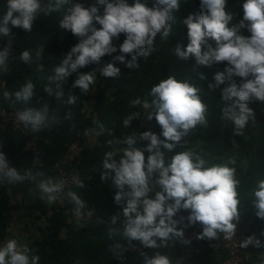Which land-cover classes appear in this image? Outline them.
Returning a JSON list of instances; mask_svg holds the SVG:
<instances>
[{
    "label": "clouds",
    "instance_id": "9594fccd",
    "mask_svg": "<svg viewBox=\"0 0 264 264\" xmlns=\"http://www.w3.org/2000/svg\"><path fill=\"white\" fill-rule=\"evenodd\" d=\"M227 2L200 0L199 16L189 14L182 21L188 29L189 43L185 49L178 44L174 51L181 59L194 56L197 64L206 67L226 62L224 71L214 74V83L208 86L212 90L232 77L241 78L239 85L229 83L222 89L221 99L225 106L221 109V118L234 124L235 135H242L249 119H255L248 102L264 103V0H244L241 6L243 16L238 23H233L234 14L226 10ZM65 6L68 7L59 27L77 37L78 43L54 68V74L47 77L44 92L55 96L58 101H62L65 95L62 89L65 80L86 66L100 65L98 71L101 76L116 78L120 69L115 66V61L125 63L127 55L131 60L125 66L130 69L139 67L137 57H147L155 51L153 45L157 35L162 39L170 35L173 11H179L180 0H153L151 7L147 0H133L132 4L128 0H97L87 6L72 0H48L43 6L40 0H7L6 11L0 17V35L7 37L11 34L9 23L31 32L40 14L50 15ZM242 29L250 35H243ZM120 34H124L125 39L117 48L113 40H118ZM202 45L206 46V51H202ZM117 51L119 55L113 62L102 63V57ZM42 52L43 48L36 50V60L41 59ZM9 56V47L0 50V69H6ZM19 59L30 64L33 55L25 50ZM96 72L78 74L72 88L89 94L90 86L97 80ZM204 78L201 75V79ZM34 88L33 82L28 81L15 92L4 90L3 97L13 105H25L15 113L16 121L32 132H40L60 121L50 114L47 104L39 108L28 106L34 96ZM200 92L201 88L196 85L169 76L151 87L150 99L131 101L132 106L140 105L148 110V120L155 118L164 139L151 131H144L139 136L126 135L117 141L126 147L104 154L101 179L112 180L117 189L114 201L121 206L124 218L121 229L109 227L110 237L119 232L129 244L139 241L143 248L152 249L166 246L168 241L184 236L183 230L177 228L184 217L180 221L174 219L181 210H190L186 218L189 224L199 222L202 226L198 239H216L218 232L224 233L226 239L236 234L241 217L237 191L240 181L236 178L235 167H229V164H235V160L207 166L208 162L192 150L178 152L167 161L161 151V146L172 151L197 125H207V105ZM77 100V96L69 95L65 103L72 105ZM71 116L72 113L68 112L63 118L68 120ZM138 116V113H133L124 119L125 128ZM97 127L99 131L85 129L84 135L100 136L105 128L101 123ZM140 140L149 141L144 149L136 147ZM108 143L111 145L113 142ZM118 151H122V155L117 160ZM145 152L149 153L147 159ZM25 181L35 183L40 198L49 204L64 199V180H54L30 169L21 174L10 166L6 155L0 151V182L17 184ZM72 183L77 188L85 186L75 176ZM157 188L160 190L155 191ZM66 196L73 205L74 216L82 219L87 208L85 201L76 191H68ZM251 196L254 214L264 219V179L257 181ZM86 214L91 216V210ZM119 219V215L112 216L110 224L116 225ZM182 242L189 243L183 239ZM249 245L264 247L254 235L240 243L241 248ZM115 247L122 248L120 244ZM30 253L27 245L8 239L0 245V264H39V257ZM141 255L143 264H171L166 255ZM261 257L260 264H264V254Z\"/></svg>",
    "mask_w": 264,
    "mask_h": 264
},
{
    "label": "trees",
    "instance_id": "16d2710c",
    "mask_svg": "<svg viewBox=\"0 0 264 264\" xmlns=\"http://www.w3.org/2000/svg\"><path fill=\"white\" fill-rule=\"evenodd\" d=\"M40 2L43 6L48 0H40ZM72 2L83 3L87 6L96 3L97 0H72ZM243 2L244 0H228L227 2L226 10L234 14L233 23H238L243 16L241 7ZM128 3L132 4L133 0H128ZM152 3L153 0H147L149 7ZM199 5L200 0H180L179 11H173L174 20L170 35L163 39L159 34L157 35L153 45L155 51L147 57H137L139 67L133 69L126 67L127 61L131 60V56L126 55L125 63L115 61V66L120 69V75L116 78L101 76L98 71L100 65H89L72 73L62 84L65 93L62 101H58L55 96H49L44 92V87L48 83L47 77L54 74V68L60 64L71 47L78 43L77 37L59 27V21L63 18L68 6L50 15L40 14L31 32H25L9 23L11 34L7 37L0 35V50L9 47L10 52L6 69H0V107L10 111L16 108L22 110L25 105H13L6 101L3 91L15 92L24 83L31 81L35 88L34 96L28 106L39 108L47 104L50 114L57 116L60 122L40 132H34L37 136L36 142L39 150V160L34 164L33 150H25L30 136L22 130L15 129L10 123L3 121L0 116V151L6 155L11 166L17 168L21 174L26 169H30L33 172L40 171L44 176L54 179V163L63 158L70 144L75 140L85 144L77 158L72 161V165L77 166L80 180L85 186L84 188L75 187L71 191H76L84 201L88 202L92 214L87 221L75 223L72 213L73 205L69 198L62 205L55 202L49 206L40 198L27 204L14 203V197L25 193L34 187L35 183L30 181L17 184L2 182L0 188V245L6 239L7 224L12 212L24 208L29 214L37 212L46 216L50 213L46 226L41 230V239L35 243L37 250L33 255H37L42 260L40 264H55V262L101 264L105 261L108 249L113 244V238L109 237L108 229L110 226L116 228L124 218L121 206L114 201L117 189L113 186L112 180L110 178L101 179L103 156L108 151L122 150L126 147L117 142L123 140L126 135L139 136L140 133L148 131L146 126H142L143 124L152 125V130L149 131L157 134L161 140L164 139L161 135L162 129L155 118L148 120V110L140 105L132 106L131 101L137 98L150 99L148 93L151 87L169 76H174L180 81L186 80L201 88L199 94L207 105V125H197L172 151L161 146L166 161L178 152L186 150L199 154L208 162L207 166L227 163L234 159L235 164H229V167H235L236 178L240 181L237 188L240 215L246 218L249 228H264V219L254 214L255 209L251 203L253 199L251 193L257 181L264 179V103L248 102V107L253 110L255 119H249L242 135H235L234 124L221 118V109L225 106V102L221 99V91L229 83L239 85L241 78L232 77L230 81L212 90L208 86L214 83L215 73L224 71L226 62L206 67L197 64L194 56L185 60L177 56L174 51L178 44L185 49L189 43L188 29L182 21L189 14L199 16ZM6 8L7 0H0V17L5 13ZM241 31L245 36L250 35L246 29ZM124 39L125 35L120 34L118 40H113V44L119 48ZM40 48H43L41 59L36 60L35 52ZM25 50L33 55V62L30 64L19 59L20 54ZM202 51H206V46L202 45ZM116 55H119L118 51L111 56L105 55L102 57V63L113 62ZM93 70H97V80L90 86L89 94L85 95L78 88H72L78 74ZM201 75L205 78L201 79ZM52 86L55 87V85ZM69 95L78 97L75 104L65 103ZM68 112L72 113L71 119L65 120L63 117ZM133 113H138L139 116L125 128L124 119ZM98 123L103 124L105 128L100 136L84 135L85 129L95 128L99 131ZM108 141L113 143L109 145ZM148 143L149 141L140 140L136 147L144 149ZM144 154L147 159L149 153ZM120 155L122 151H118L115 159L118 160ZM182 211L186 210L178 213ZM114 215H119L120 219L116 225H111V217ZM63 231L65 232L64 240L60 239ZM219 235L220 232H218ZM174 240L167 243L173 250H176L171 264L176 259L180 238ZM124 246L118 258L120 264L134 261L138 264L144 260L141 253L132 255L125 252ZM159 248L142 253L152 256L154 255L153 250L159 251ZM212 252L216 251L208 250L203 254ZM219 253L223 255L225 261L226 252ZM116 260H113V263Z\"/></svg>",
    "mask_w": 264,
    "mask_h": 264
},
{
    "label": "built area",
    "instance_id": "2783aa9c",
    "mask_svg": "<svg viewBox=\"0 0 264 264\" xmlns=\"http://www.w3.org/2000/svg\"><path fill=\"white\" fill-rule=\"evenodd\" d=\"M18 110L20 109L16 108L10 111L4 107H0V116L2 117L3 121L10 123L11 126L15 129L22 130L23 132H25V134L30 136L25 150H33V160L34 164H36L39 160V150L36 142L37 136L30 129L24 128L21 123L16 121L15 113ZM84 147L85 144H81L77 140L73 141L63 158L54 163V180L65 181L64 193H66L67 191H71L76 187V185L72 183V177L75 176L80 180L79 170L77 169V166L72 165V161L77 158L79 152ZM9 163L11 166L10 161ZM1 183L2 182H0V188ZM189 211H182L174 217V219L177 221H180L181 217H184L183 221L177 224L178 230L182 229L184 232V236L183 238H180L177 247L178 253L173 264H186L208 250H214L216 252H226L227 258L225 259L224 264H245V252L252 245H249L247 248H241L240 243L251 235H254L260 241L264 242V236L261 235V233H264V228H249L246 224L247 220L245 217H240V222L237 225L236 234L231 239H226L225 234L222 232H220V235L213 240H208L207 238L198 239L197 236L202 232V226L199 222L194 225L188 223L186 218L189 215ZM182 239L189 241V243H183ZM124 250L129 254L136 255L148 250H152V248H143L139 241H132L131 244H129L128 242L125 244Z\"/></svg>",
    "mask_w": 264,
    "mask_h": 264
},
{
    "label": "crops",
    "instance_id": "0c3cea01",
    "mask_svg": "<svg viewBox=\"0 0 264 264\" xmlns=\"http://www.w3.org/2000/svg\"><path fill=\"white\" fill-rule=\"evenodd\" d=\"M159 190L160 189L157 188L155 191H159ZM155 191L151 194L152 198H154L155 196ZM66 193L64 199L58 201L57 203L61 205L64 204L65 200L68 199ZM36 198H40V193L37 191L35 185L34 187L27 190L25 193L23 194L20 193L18 196L14 197L13 202L27 204L34 202ZM41 200L48 203L46 199H41ZM85 203L87 205V208L85 209V216L82 219L73 216L75 223L85 222L88 220L89 216L86 213L88 210L92 211V209L90 208L87 201H85ZM48 205L49 206L53 205V203L52 204L48 203ZM49 215L50 213H48L46 216H42L37 212L29 214L28 211L24 208H19L18 210L13 211L11 214L10 221L7 224V236L3 243H5L8 239H16L19 243L25 244L30 248L31 250L30 254H34V252L37 250L35 243L41 239V230L46 226ZM122 227H123V220L116 228L121 229ZM64 238H65V232L63 231V233H61L60 235V239L64 240ZM110 238H113V244L108 249L107 259L103 261L101 264H120L118 258L119 255H121L120 252L123 250V246L127 243V241L119 232H117V234L111 236ZM176 239L179 240V238ZM3 243L1 245H3ZM117 244H120L122 248L120 249L116 248L115 246ZM262 244H264V242H262ZM153 252L154 254L159 253L161 255H166L169 257L171 261L174 257V254L176 253V250H173V248L170 247L169 244H167L166 246H161L159 248V251L153 250ZM261 254H264V247L257 248L254 246H250L245 252V256H246L245 264H260V260L262 258ZM115 259L117 260L115 263H113V260ZM41 261L42 260H40L39 258V264L41 263ZM55 264H60V263L55 262ZM128 264H137V263L134 261ZM138 264H143V261L139 262ZM186 264H224V258L221 253L212 252L211 254H203Z\"/></svg>",
    "mask_w": 264,
    "mask_h": 264
},
{
    "label": "rangeland",
    "instance_id": "374dc122",
    "mask_svg": "<svg viewBox=\"0 0 264 264\" xmlns=\"http://www.w3.org/2000/svg\"><path fill=\"white\" fill-rule=\"evenodd\" d=\"M142 126H146V127L148 128V131H149V130H152V125H150V124H148V125L143 124Z\"/></svg>",
    "mask_w": 264,
    "mask_h": 264
}]
</instances>
